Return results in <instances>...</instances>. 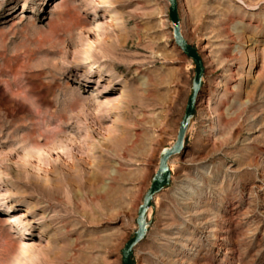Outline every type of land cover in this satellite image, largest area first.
Here are the masks:
<instances>
[{
  "label": "rangeland",
  "instance_id": "rangeland-1",
  "mask_svg": "<svg viewBox=\"0 0 264 264\" xmlns=\"http://www.w3.org/2000/svg\"><path fill=\"white\" fill-rule=\"evenodd\" d=\"M169 8L0 0V264H123L195 76ZM179 10L203 86L134 262L264 264V0Z\"/></svg>",
  "mask_w": 264,
  "mask_h": 264
},
{
  "label": "water",
  "instance_id": "water-1",
  "mask_svg": "<svg viewBox=\"0 0 264 264\" xmlns=\"http://www.w3.org/2000/svg\"><path fill=\"white\" fill-rule=\"evenodd\" d=\"M170 18L173 22V30L176 44L183 53L193 60L195 65V76L191 95L188 98L185 113L182 117L177 138L171 146L163 148L160 153L159 166L154 174L150 187L148 188L143 203L139 206L137 224L138 228L127 240L122 250L123 264H135L134 252L136 246L147 236L150 227V210L154 206L156 195L170 186L172 181V170L170 160L173 156L185 149L187 131L196 114L199 94L203 86L205 65L199 50L184 36L181 28L179 0H170Z\"/></svg>",
  "mask_w": 264,
  "mask_h": 264
},
{
  "label": "bare ground",
  "instance_id": "bare-ground-1",
  "mask_svg": "<svg viewBox=\"0 0 264 264\" xmlns=\"http://www.w3.org/2000/svg\"><path fill=\"white\" fill-rule=\"evenodd\" d=\"M168 1L170 2V7H171V1H170V0H168ZM169 12H170V8H169ZM116 17H117V16H116ZM116 17L114 16L115 19H116ZM169 17H170V14H169ZM170 19H171V18H170ZM122 20H123V19H122ZM121 22H122V21H121ZM121 22H119V23H121ZM123 22H124V20H123ZM171 22H172V20H171ZM116 23H118V22L116 21ZM172 24H173V22H172ZM97 25H98V24H97ZM97 25H95V26H96V27H99V26H100V24H99V26H97ZM95 26H94V27H95ZM96 27H95V28H96ZM101 28H102V25H101ZM98 29H99V28H98ZM182 33H183V31H182ZM184 36H185V35H184ZM174 38H175V36H174ZM204 65H205V64H204ZM192 87H193V84H192ZM191 90H192V89H191ZM190 95H191V93H190ZM171 170H172V169H171ZM172 172H173V171H172ZM39 208H40V207H36V206H35V209L39 210ZM40 209H41V208H40ZM149 217H150V214H149Z\"/></svg>",
  "mask_w": 264,
  "mask_h": 264
}]
</instances>
